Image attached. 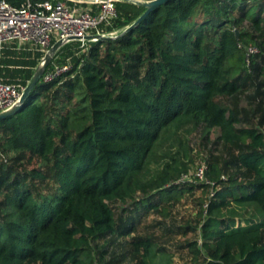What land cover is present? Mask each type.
I'll return each mask as SVG.
<instances>
[{
    "label": "trees",
    "instance_id": "1",
    "mask_svg": "<svg viewBox=\"0 0 264 264\" xmlns=\"http://www.w3.org/2000/svg\"><path fill=\"white\" fill-rule=\"evenodd\" d=\"M145 10L119 1L117 17L100 25L117 35L62 45L45 72L70 70L42 76L0 119V264H106L107 240L132 231L135 212L194 186L192 135L212 129L244 146L236 164L252 176L224 180L213 158L205 166L208 184L227 185L209 197L203 243L189 242L193 264H264V130L241 125L239 109L219 99L243 90L259 64L264 72V0H167L125 31ZM250 46L260 52L249 64ZM42 56L7 44L0 78L26 86ZM10 150L40 165L7 163ZM231 202L257 216L241 225ZM131 241L140 264H171L151 238Z\"/></svg>",
    "mask_w": 264,
    "mask_h": 264
},
{
    "label": "rangeland",
    "instance_id": "2",
    "mask_svg": "<svg viewBox=\"0 0 264 264\" xmlns=\"http://www.w3.org/2000/svg\"><path fill=\"white\" fill-rule=\"evenodd\" d=\"M120 30V28L115 29L114 35H117ZM256 49L260 52L259 47ZM259 65L253 70L252 79H248L243 90L233 96H222L219 99L239 109L241 125L250 122V124L259 125L264 130V72H260ZM243 81H246V78ZM217 136L216 129H212L208 137L202 131L193 133L192 146L194 150L189 175L190 179L195 181L194 186L190 190H184L181 196H176L168 201L158 199L157 201L160 203L155 208H149L147 205L135 212L134 218L137 222L132 231L113 242L107 240L110 245L105 256L106 264H140L139 254L134 251L131 241L133 237L137 236L149 237L159 247H162L171 264L195 263V256L189 242L197 240L200 245L203 243L201 224L205 219L209 197L227 185L225 182L217 188L212 187L208 184L209 180H206L205 174L202 177L199 175L201 167L207 166L210 159L213 158L224 169V180H227L232 173L237 174L239 179H248L252 176L251 171L236 164V157L244 146L225 144L219 141ZM2 156L7 163L23 164V167L40 165L39 157H31L27 151L10 150L3 152ZM201 183L207 185L204 186ZM233 209L240 213H235L232 217H242L241 225L247 224L246 219L257 216V210L253 206L239 207L231 202L230 210ZM117 213L119 214L118 211ZM202 260L203 258L199 257L198 264H204Z\"/></svg>",
    "mask_w": 264,
    "mask_h": 264
},
{
    "label": "built area",
    "instance_id": "3",
    "mask_svg": "<svg viewBox=\"0 0 264 264\" xmlns=\"http://www.w3.org/2000/svg\"><path fill=\"white\" fill-rule=\"evenodd\" d=\"M119 1L126 0H23L20 3L0 0V50L14 43L18 48L37 49L44 56L59 39L92 33L114 35L115 30L104 31L100 25L111 24L117 17ZM248 49L250 64V55L258 50L255 46ZM70 68L71 63H54L44 72L42 79L53 81ZM25 87L0 78V112L16 104ZM204 172L205 166L198 173L202 177ZM185 177L188 178V174Z\"/></svg>",
    "mask_w": 264,
    "mask_h": 264
},
{
    "label": "water",
    "instance_id": "4",
    "mask_svg": "<svg viewBox=\"0 0 264 264\" xmlns=\"http://www.w3.org/2000/svg\"><path fill=\"white\" fill-rule=\"evenodd\" d=\"M133 3H136L138 5H142L146 8V10L142 13L138 19H136L131 25H129L125 31L128 29L136 26L143 18H145L153 9L160 6L161 4L165 3L167 0H126ZM113 34H101V33H92L87 34L83 37L81 36H71L66 39H59L57 40L53 46L50 48V50L42 57L41 61L37 65L32 77L30 78L28 84L26 85L22 96L20 100L14 104L12 107L5 109L0 112V119L5 118L7 116L12 115L13 113L17 112L24 104L26 98L31 93V91L34 89V87L37 85V83L41 80L47 66L53 59L55 53L58 51V49L64 45L69 40H85V41H91V40H105L109 38H113Z\"/></svg>",
    "mask_w": 264,
    "mask_h": 264
}]
</instances>
